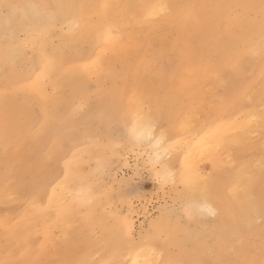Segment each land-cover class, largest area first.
Here are the masks:
<instances>
[{
    "label": "bare ground",
    "instance_id": "bare-ground-1",
    "mask_svg": "<svg viewBox=\"0 0 264 264\" xmlns=\"http://www.w3.org/2000/svg\"><path fill=\"white\" fill-rule=\"evenodd\" d=\"M144 111L176 183L136 231ZM0 238V264H264V0H0Z\"/></svg>",
    "mask_w": 264,
    "mask_h": 264
},
{
    "label": "clouds",
    "instance_id": "clouds-1",
    "mask_svg": "<svg viewBox=\"0 0 264 264\" xmlns=\"http://www.w3.org/2000/svg\"><path fill=\"white\" fill-rule=\"evenodd\" d=\"M124 135L127 144L144 158L145 166L158 186L175 185L176 171L167 163L173 155V143L168 138L167 130L160 128L149 112L133 114L124 126ZM104 168V162L97 161V171L103 173ZM180 210L188 219L215 217L218 211L206 197L185 201L180 205Z\"/></svg>",
    "mask_w": 264,
    "mask_h": 264
},
{
    "label": "rangeland",
    "instance_id": "rangeland-1",
    "mask_svg": "<svg viewBox=\"0 0 264 264\" xmlns=\"http://www.w3.org/2000/svg\"><path fill=\"white\" fill-rule=\"evenodd\" d=\"M218 90L222 91V89ZM207 116H205L206 121ZM202 170L203 174L207 177L211 175L212 171L208 162L203 163ZM117 178L122 181L120 184L124 185L123 190L136 209L134 217L136 231L144 230L149 221L158 220L160 217H163L164 207L170 203V200L167 197H162L161 191L157 188V184L154 182L153 177L143 168L140 162L139 167L135 168L134 161L129 159V166L119 170ZM21 203H23V200L18 199L14 202V205H20ZM140 206H145L146 212L144 214ZM1 213H4V207L1 209ZM211 218L212 217L203 219L209 220ZM4 246L5 241L0 238V261L4 260L2 256ZM54 260L59 261L60 257L55 256Z\"/></svg>",
    "mask_w": 264,
    "mask_h": 264
}]
</instances>
